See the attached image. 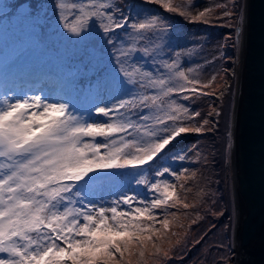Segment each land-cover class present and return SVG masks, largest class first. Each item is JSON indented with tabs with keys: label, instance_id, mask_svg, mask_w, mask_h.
<instances>
[{
	"label": "snow or ice",
	"instance_id": "1",
	"mask_svg": "<svg viewBox=\"0 0 264 264\" xmlns=\"http://www.w3.org/2000/svg\"><path fill=\"white\" fill-rule=\"evenodd\" d=\"M153 2L170 12L178 10L170 0ZM49 7L52 18L37 21L44 29L39 32L42 37L84 42L95 35L96 29L102 37L100 46H109L105 50L108 62L102 68L89 67L85 59L76 68L69 66L66 73L73 89L81 88L78 73H93L95 81L89 79L85 89L103 87L106 95L94 98L87 118L75 114L70 102H50L41 95L25 94L12 102L3 101L0 264H120L126 254L129 258L136 255L137 248L143 258L144 242L153 239L143 233L152 231L157 222L167 230L168 209L181 203L176 185L162 177L168 174L179 180L181 174L164 168L155 172L161 179L149 183L145 175L138 173L135 182L148 186L154 194L150 200L122 197L105 206L89 200L86 193L93 185L111 179L103 173L142 170L181 134L200 133L202 126H173L183 116L194 120L201 113L191 111L189 115V108L171 97L189 91L222 95V85L213 88L219 73H213L208 83L201 84L175 60L169 63L160 59L162 46L153 37L164 30V25L154 14L132 22L117 0H51ZM222 7L221 18L235 17V5L232 11ZM209 11L205 9L193 19H202ZM239 32L237 28V38ZM224 72L226 79L227 70ZM209 88L213 90L203 91ZM91 116L104 119L93 120ZM212 122L205 118L202 125ZM177 158L186 159L183 155ZM134 201L142 206L134 207ZM121 203L127 208H121ZM183 207L190 205L184 203ZM158 209L165 212L163 220H157ZM159 232L155 229L153 234ZM126 264H131V260Z\"/></svg>",
	"mask_w": 264,
	"mask_h": 264
},
{
	"label": "trees",
	"instance_id": "2",
	"mask_svg": "<svg viewBox=\"0 0 264 264\" xmlns=\"http://www.w3.org/2000/svg\"><path fill=\"white\" fill-rule=\"evenodd\" d=\"M117 2L120 7L123 4H128L134 10L142 8L149 10L150 5L155 6L158 9L155 16L159 18V21L167 23L163 30L165 37L163 40L167 46L172 42L169 39H175L180 34L179 32L183 30V27H186V21H191L196 26L189 27L190 29L182 32L186 33L201 29L200 35L203 40L217 39L221 41L220 53L217 55H221L219 59L221 67L218 69L219 75L213 83V88L218 84L222 85L223 92L222 95L218 93L215 97L193 94L191 91L182 93L185 94L184 97L187 96V99L180 101L189 108V115L191 111H199L201 116L196 117L194 120H190L188 116H183L182 122L177 121L174 126L190 128L202 126V131L196 133L189 140L190 151L187 150L189 154L186 155L187 159L180 163L181 167L178 173L181 174L180 179L175 180L176 191L181 203L176 208L168 209L167 218L170 223L167 230L160 223H155L152 231L143 233L145 236L152 235L153 237L152 241L144 242V257L139 256V249L137 248L136 255L129 258L126 254L125 261H120V264H126L129 259L131 264H228L233 255L231 247L233 209L229 191L230 172L226 162L230 149L229 133L235 89L234 75L228 74V70L231 68L232 63L234 64V59L238 55L236 29L242 13L243 0H233L236 14L232 19L221 18L219 15L223 11L222 6H226L228 9L232 0H217L215 4L208 7L209 9L213 6L209 12H206L205 17L199 20L188 16L190 4L180 2V0H171V6L178 9L176 12L166 10L162 4L153 3V0H117ZM220 4L221 7H219ZM181 12L185 14L181 15ZM194 13L197 14L195 11ZM223 26H228L230 30L226 31ZM125 31L127 32V29ZM155 38L156 36L153 37V39ZM39 49L40 52H44L43 47ZM53 58L56 63L60 62L57 64L63 65L65 70L69 66H74V63H65L54 55ZM225 69L228 75L226 79H224ZM220 72L224 74L220 76ZM89 79L94 81L95 75L92 74V77H89L84 73L78 74L77 81L80 83L81 88L77 91L80 94L83 93ZM201 84L204 83L201 81ZM189 86L193 87L192 85ZM200 86L195 85V87ZM212 90V88L203 89L204 92H211ZM73 103V101L70 102V106ZM212 105H215V107H212ZM217 112L221 114L216 115ZM205 118L213 122L209 125H202ZM169 123L172 124V122ZM171 156L172 153L165 150L154 162L156 165H161L164 158L166 162ZM155 168L151 166L141 170L149 182L154 177ZM185 169L188 171L185 172ZM139 185L145 186L144 184ZM181 185H184V187L181 188ZM184 203L189 204L190 207L185 209L183 207ZM155 211L159 212V217L163 220L165 216L163 209ZM172 212L177 213L176 217L170 214ZM140 220L151 223L146 220V217H140ZM155 229H160V232L154 235ZM157 249L160 250L159 253H157Z\"/></svg>",
	"mask_w": 264,
	"mask_h": 264
},
{
	"label": "rangeland",
	"instance_id": "3",
	"mask_svg": "<svg viewBox=\"0 0 264 264\" xmlns=\"http://www.w3.org/2000/svg\"><path fill=\"white\" fill-rule=\"evenodd\" d=\"M50 2L51 0H0V107L3 106V101L5 99L12 102L16 98L23 97L25 94L29 96L41 95L50 102L74 101V105L72 107L70 106L71 110L75 114L87 118L88 109L91 107L94 98L97 95H106V90L103 87L84 89L83 95L79 97L77 89H73L72 84L66 78L67 70H65L63 65L57 64L60 62L56 63L54 61L53 55L62 59L65 63H74L73 68H76L80 62L85 59L89 67L102 68V66L108 62L105 50L109 46H100L99 40L102 39V37L96 29H94L95 35L84 42H75L72 40L65 42L61 41L58 37L44 38L39 35V32H42L44 29L37 21L43 20L45 17L49 19L52 18V10L49 7ZM166 2H169V0H166ZM180 2H188L190 4L192 8H188V16L193 19V17L198 16L199 12L208 9L211 4H215L217 0H180ZM156 6L158 7V5ZM219 7H221V4ZM232 8L233 0L228 10L231 11ZM121 9L124 11L125 15L131 17L132 22L143 21L151 14L156 15V11L158 10L153 5L149 6V10H146V8L134 10L128 6V4H123ZM194 11L197 14H195ZM159 22L167 26V23H163L161 20ZM185 25L186 27H183L182 31L196 26L191 23V21H186ZM223 27L226 31H229L228 26ZM237 28H239V25ZM200 30L201 29L188 31L186 33L180 31V34H178L175 39H169V41L172 42L168 46L164 44L163 39H165V37L163 31L158 32L154 42L162 46L160 59L166 60L169 63L175 60L179 67L185 70L190 78H196L206 84L211 80L213 73H218V69L221 67L219 62L221 55L217 56L220 53L221 41L217 39L203 40V37L200 35ZM129 31L130 29H127V32ZM121 36H123V33ZM158 36H160V38H158ZM123 38L125 40L128 39L126 36ZM113 39H115V37H113ZM237 39V44L239 46V38H237L236 33V40ZM40 47L44 48L43 53L40 52ZM100 47L101 49H99ZM238 55L234 59V64L232 63L231 68L228 70V74L232 75L234 73V79L235 77L237 78L236 61ZM149 67H151V64H149ZM189 68L193 70L191 73L187 72ZM153 71L157 70L153 69ZM163 71L165 75H168L166 69ZM92 74L91 72L87 73L89 77H92ZM157 74L159 73L157 72ZM223 74V72H220V76ZM235 81L236 79L234 82ZM188 87L191 88L190 86ZM184 95L185 94H176L172 96L171 99H174L177 104L183 105V102L180 100L185 99ZM96 102L98 103V101ZM91 119L103 120L104 118L102 116H91ZM195 134V132L183 133L173 140L166 148V150L172 153L171 158L167 159L168 161L165 162L164 158L161 165H156L154 162L144 166L143 169H147L151 166L156 167L154 177L149 183L161 179V177L155 175L157 170L162 171L164 168H169L179 173L181 160L177 157L183 154L187 159L186 155L189 154L187 150L190 151L188 142ZM229 155L227 162H229ZM227 162L226 166L230 172ZM138 173H142V171L130 169L126 172L110 171L103 173V176L110 177L111 179L103 180L93 185L86 193L87 198L98 205L103 204L105 206H109L113 201H120L122 197L135 196L138 199H152L154 194L149 190L148 186L145 185L142 187L135 182L136 179L139 178ZM230 173L229 191L232 200ZM162 178L168 179L175 184L176 179L171 175L166 174ZM133 206L142 205L134 201ZM120 207L124 209L127 208V206L122 203ZM157 220H161L159 216ZM157 223L159 224V222ZM231 247H233V244H231ZM232 256L228 264L233 263Z\"/></svg>",
	"mask_w": 264,
	"mask_h": 264
},
{
	"label": "water",
	"instance_id": "4",
	"mask_svg": "<svg viewBox=\"0 0 264 264\" xmlns=\"http://www.w3.org/2000/svg\"><path fill=\"white\" fill-rule=\"evenodd\" d=\"M236 69L229 133L231 264H264V0H244Z\"/></svg>",
	"mask_w": 264,
	"mask_h": 264
},
{
	"label": "bare ground",
	"instance_id": "5",
	"mask_svg": "<svg viewBox=\"0 0 264 264\" xmlns=\"http://www.w3.org/2000/svg\"><path fill=\"white\" fill-rule=\"evenodd\" d=\"M241 26H242V17H241V20H240V25H239V28H240V36H241ZM240 36H239V45H240ZM238 40V39H237ZM229 69V68H228ZM234 74V73H233ZM228 76V75H227ZM230 84V83H229ZM229 86V85H228ZM226 91V90H225ZM221 97V96H220ZM213 98V97H212ZM214 99V98H213ZM229 169H230V172H231V166H230V159H229Z\"/></svg>",
	"mask_w": 264,
	"mask_h": 264
}]
</instances>
